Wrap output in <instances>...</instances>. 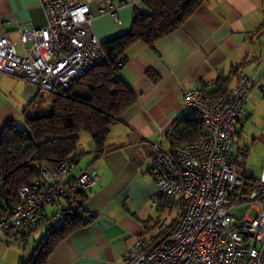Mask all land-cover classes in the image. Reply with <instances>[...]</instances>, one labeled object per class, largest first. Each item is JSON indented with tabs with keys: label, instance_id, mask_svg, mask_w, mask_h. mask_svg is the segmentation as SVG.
Masks as SVG:
<instances>
[{
	"label": "crops",
	"instance_id": "crops-1",
	"mask_svg": "<svg viewBox=\"0 0 264 264\" xmlns=\"http://www.w3.org/2000/svg\"><path fill=\"white\" fill-rule=\"evenodd\" d=\"M80 1L89 4L101 43L129 31L135 8L143 6L139 0H113L116 20L100 11L101 0ZM45 24L40 0H0V36L9 37L20 54H26L20 29ZM121 60L118 78L135 100L112 123L101 153L92 136L85 137L92 139L84 148L79 145L82 154L69 177L74 181L84 169L98 171L96 184L77 190L93 214L59 240L41 264H129L126 252L138 237L153 240L172 227L177 215L167 206L180 200L157 188L153 144L170 147L162 131L188 113L186 90L204 87L216 95L235 84L238 68L253 77V86L237 121L230 158L234 166L236 161L242 165L245 176H257L264 167V0H203L178 28L152 44L133 42ZM44 91L21 74L0 71V134L9 123L25 126L43 100L50 111L52 94ZM73 92L91 93L80 80ZM59 200L67 207L64 198ZM38 225L0 232V264H27L35 251L29 254V235Z\"/></svg>",
	"mask_w": 264,
	"mask_h": 264
},
{
	"label": "built area",
	"instance_id": "built-area-1",
	"mask_svg": "<svg viewBox=\"0 0 264 264\" xmlns=\"http://www.w3.org/2000/svg\"><path fill=\"white\" fill-rule=\"evenodd\" d=\"M40 1L46 24L20 29L26 54H20L9 37L0 36V71L21 74L47 91L68 88L106 59L92 29L94 14L80 0ZM100 11L119 20L113 0H101ZM252 86L253 77L239 68L235 84L216 95L204 87L184 92L188 112L202 121L201 133L184 141L172 127L162 131L170 147L160 141L153 144L152 168L158 190L179 198L181 212L161 236L138 237L126 252L129 264H264V167L252 184H246L230 158L237 121ZM75 164L66 159L52 169L39 165V177L0 208V232L31 230L43 208L59 197L90 218L93 213L83 207L78 191L96 184L99 173L84 169L72 181ZM243 204L247 207L237 214Z\"/></svg>",
	"mask_w": 264,
	"mask_h": 264
},
{
	"label": "trees",
	"instance_id": "trees-1",
	"mask_svg": "<svg viewBox=\"0 0 264 264\" xmlns=\"http://www.w3.org/2000/svg\"><path fill=\"white\" fill-rule=\"evenodd\" d=\"M139 1L143 6L135 8L129 31L103 42L106 59L79 79L90 89L89 96L74 93V82L68 88L57 87L51 91L49 113L26 117L22 128L9 123L3 129L0 134V208L9 206L22 186L39 177V165L52 169L63 160H78L82 154L79 151L80 130L90 133L97 153H101L112 123L135 100L133 92L117 74L126 48L137 40L152 44L178 28L203 2ZM202 126L197 114L188 112L172 129L181 140L188 141L199 137ZM254 178V175L245 176L246 184H252ZM78 196L84 197L80 192ZM65 201L67 207L62 211L63 218L50 228L27 264L43 263L59 240L91 219L80 209H70L69 200L66 198Z\"/></svg>",
	"mask_w": 264,
	"mask_h": 264
},
{
	"label": "rangeland",
	"instance_id": "rangeland-1",
	"mask_svg": "<svg viewBox=\"0 0 264 264\" xmlns=\"http://www.w3.org/2000/svg\"><path fill=\"white\" fill-rule=\"evenodd\" d=\"M44 93L49 95L47 91H44ZM40 103L41 105L36 107V109L38 110L36 115H42V114L49 113L46 107L45 101L43 100ZM36 104L37 102L35 103V105ZM29 115L32 116L31 113ZM87 135H90V134L86 130L79 131V138H80L79 145L81 146V148L86 147V145H88L89 139H92L89 136L88 139L85 140V137ZM235 167H236V170L238 171L237 172L238 174L245 176L244 170H242V165L238 161H236ZM65 207H66V203L63 200H59L57 202L48 203L43 208L42 214L40 216V220L38 221L39 225H38L37 230L34 231L33 234L29 235L30 236V239L28 242L30 246L29 254H32L34 248L36 250V247L39 245L40 241H42L48 236L50 228L55 226L61 221V219L63 218L62 211ZM167 207H168V212H170V210L174 208V211L177 215L174 221H176V219L178 218L179 212H180V207H181L180 202L176 199L175 202H171ZM246 207H247L246 204H243L242 206L237 207L236 213L240 214ZM170 226L171 225H169V227ZM18 238L20 239V236H18ZM20 241L23 242L21 239Z\"/></svg>",
	"mask_w": 264,
	"mask_h": 264
}]
</instances>
